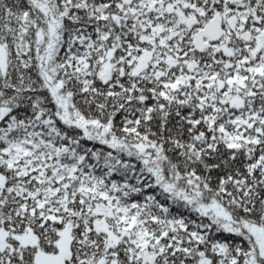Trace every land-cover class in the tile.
<instances>
[{
    "label": "snow or ice",
    "instance_id": "snow-or-ice-1",
    "mask_svg": "<svg viewBox=\"0 0 264 264\" xmlns=\"http://www.w3.org/2000/svg\"><path fill=\"white\" fill-rule=\"evenodd\" d=\"M0 264H264V0H0Z\"/></svg>",
    "mask_w": 264,
    "mask_h": 264
}]
</instances>
